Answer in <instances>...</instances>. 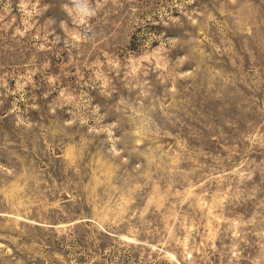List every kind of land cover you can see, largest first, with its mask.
I'll return each instance as SVG.
<instances>
[{"label":"rangeland","instance_id":"1","mask_svg":"<svg viewBox=\"0 0 264 264\" xmlns=\"http://www.w3.org/2000/svg\"><path fill=\"white\" fill-rule=\"evenodd\" d=\"M0 0V264H264V0Z\"/></svg>","mask_w":264,"mask_h":264},{"label":"clouds","instance_id":"2","mask_svg":"<svg viewBox=\"0 0 264 264\" xmlns=\"http://www.w3.org/2000/svg\"><path fill=\"white\" fill-rule=\"evenodd\" d=\"M74 7L67 8L70 16H74V21L79 24H86L88 17L93 13L91 9L87 6L86 0H72Z\"/></svg>","mask_w":264,"mask_h":264}]
</instances>
